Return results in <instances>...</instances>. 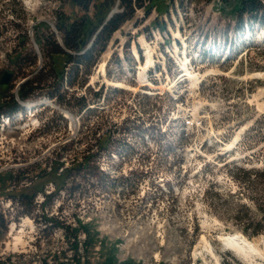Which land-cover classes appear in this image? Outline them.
Listing matches in <instances>:
<instances>
[{
	"label": "rangeland",
	"instance_id": "1",
	"mask_svg": "<svg viewBox=\"0 0 264 264\" xmlns=\"http://www.w3.org/2000/svg\"><path fill=\"white\" fill-rule=\"evenodd\" d=\"M161 6L148 16L138 9L70 88L53 82L36 35L62 42L57 12L76 10L60 0H0V81L14 73L18 95L40 70L47 79L19 99L22 110L0 117V172L45 166L58 153L67 165L93 156L77 190L68 185L32 215L0 190V258L9 264H70L65 226L77 220L98 239L88 254L81 245L91 264L110 249L120 264H251L221 241L236 233L264 248V24L245 16L240 26L222 0ZM40 22L50 29L36 34ZM22 34L29 41L17 67Z\"/></svg>",
	"mask_w": 264,
	"mask_h": 264
},
{
	"label": "trees",
	"instance_id": "2",
	"mask_svg": "<svg viewBox=\"0 0 264 264\" xmlns=\"http://www.w3.org/2000/svg\"><path fill=\"white\" fill-rule=\"evenodd\" d=\"M64 4H68L74 8L76 12L67 14L64 11L57 12L56 28L61 34L62 42H59L55 34H50L46 38L36 35V41L40 47H43L49 59L48 68L54 80V83H66L70 88H76L80 84L82 72L89 71L95 66L100 57L106 52L114 34L129 20L133 19L138 9H143L145 16L156 11H162L164 0H60ZM224 2V11L229 9V13L236 17L237 22L241 26L248 16L255 22L264 24V0H222ZM119 8L110 18V13ZM168 12V10H167ZM109 18V19H108ZM158 18H156L155 26H158ZM163 25L161 31L166 28ZM40 28L50 29L47 22H40L36 25V34ZM19 50L14 52L12 63L17 67H21L23 61V52L26 50L25 45L29 41L27 34L19 36ZM46 70V69H45ZM14 74V73H13ZM225 80L223 76L216 77ZM44 79V70H40L35 76L28 78L20 85L18 95L11 93V85H0V117L3 115L11 116L23 109L19 99L28 100L32 97L36 88L46 83ZM87 82L83 79V83ZM57 99L61 100V96L55 94ZM82 103V110L88 108L86 98L83 96L78 100ZM110 140L108 134H103L98 139L99 146L104 145ZM92 154H87L83 158L73 159L67 165L64 157L58 153L49 162L45 164L36 163L15 173L14 170L0 172V190L6 192L7 196L14 202L16 206L22 209V213L32 215L40 207H44L46 202L54 195L59 194L68 185L72 190H77L79 185L76 178L84 179L88 172L90 163L93 161ZM30 171V172H29ZM27 175V176H26ZM84 175V177H83ZM264 175V174H262ZM97 177V176H96ZM74 179V180H72ZM28 180V181H27ZM24 182V183H23ZM53 186L52 192H47V186ZM42 193L45 197L44 202L39 205L37 196ZM259 210L264 220V202L259 205ZM249 217V214H247ZM50 217L45 219L46 222L53 221ZM78 226H65L67 236L71 240V247L74 251L73 259L68 260L70 264H91L89 260L83 261V255L80 254L81 245L85 253L88 254L91 247L98 241L96 234H92L89 224H84L81 220H77ZM259 229L255 230V234H259L263 230L262 222L258 223ZM85 234L84 242L79 241V233ZM0 264H9L3 258H0ZM41 264H53L47 259L41 261ZM64 264V263H62ZM98 264H120L114 249H110L109 254Z\"/></svg>",
	"mask_w": 264,
	"mask_h": 264
},
{
	"label": "bare ground",
	"instance_id": "3",
	"mask_svg": "<svg viewBox=\"0 0 264 264\" xmlns=\"http://www.w3.org/2000/svg\"><path fill=\"white\" fill-rule=\"evenodd\" d=\"M104 67V63L102 65ZM41 103H28L27 107L38 106ZM75 121V118H73ZM223 243L230 246L234 251H236L243 259L248 261L251 264H260L259 258L263 259L264 257V248L261 246L260 242L252 241L247 238L245 235L236 233L225 235L221 238ZM219 264H222L219 261Z\"/></svg>",
	"mask_w": 264,
	"mask_h": 264
},
{
	"label": "water",
	"instance_id": "4",
	"mask_svg": "<svg viewBox=\"0 0 264 264\" xmlns=\"http://www.w3.org/2000/svg\"><path fill=\"white\" fill-rule=\"evenodd\" d=\"M115 11L116 10H113L111 13H110V15H109V18L115 13ZM108 18V19H109ZM13 73L12 72H9V71H6V72H4L3 73V75H2V78H1V81H0V84L1 85H8V84H10L11 83V80H12V78H13ZM22 103V102H21ZM23 105H24V103H22ZM72 121H74L73 119H72Z\"/></svg>",
	"mask_w": 264,
	"mask_h": 264
}]
</instances>
